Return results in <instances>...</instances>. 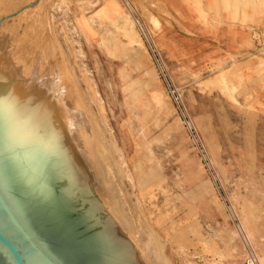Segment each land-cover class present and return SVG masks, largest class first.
<instances>
[{"label": "rangeland", "instance_id": "1", "mask_svg": "<svg viewBox=\"0 0 264 264\" xmlns=\"http://www.w3.org/2000/svg\"><path fill=\"white\" fill-rule=\"evenodd\" d=\"M206 56L161 0H0V71L74 92L146 264H264V102Z\"/></svg>", "mask_w": 264, "mask_h": 264}, {"label": "water", "instance_id": "2", "mask_svg": "<svg viewBox=\"0 0 264 264\" xmlns=\"http://www.w3.org/2000/svg\"><path fill=\"white\" fill-rule=\"evenodd\" d=\"M47 98L0 75V264H146L76 95Z\"/></svg>", "mask_w": 264, "mask_h": 264}, {"label": "crops", "instance_id": "3", "mask_svg": "<svg viewBox=\"0 0 264 264\" xmlns=\"http://www.w3.org/2000/svg\"><path fill=\"white\" fill-rule=\"evenodd\" d=\"M161 1L202 40L205 63L212 56L215 63L244 64L248 84L264 102V82L256 74L264 64V0Z\"/></svg>", "mask_w": 264, "mask_h": 264}, {"label": "built area", "instance_id": "4", "mask_svg": "<svg viewBox=\"0 0 264 264\" xmlns=\"http://www.w3.org/2000/svg\"><path fill=\"white\" fill-rule=\"evenodd\" d=\"M141 30H142V34L145 38V41H146V44L148 46V49L149 51L152 53L154 59H155V62L157 64V66L159 67V69L162 71V73L164 75L165 72H166V64H165V60L162 56V53L160 51V49L158 48L155 40L153 39V37L148 33V31H146L143 26L141 25ZM242 264H263L262 261L260 260L259 256L253 252V251H250L244 262Z\"/></svg>", "mask_w": 264, "mask_h": 264}, {"label": "bare ground", "instance_id": "5", "mask_svg": "<svg viewBox=\"0 0 264 264\" xmlns=\"http://www.w3.org/2000/svg\"><path fill=\"white\" fill-rule=\"evenodd\" d=\"M133 35H134V34H133ZM15 56H16V55H15ZM15 56H14V57H15ZM2 58H3V57H1V59H2ZM7 58H8V57H7ZM11 58H12V57H11ZM11 58H8V59H11ZM18 58H19V57H17V59H18ZM20 58H22V57H20ZM14 59H15V58H14ZM17 59H15V60L18 61L19 59H18V60H17ZM12 60H13V59H12ZM2 61H3V59H2ZM2 61H1V62H2ZM4 61L6 62L7 59H4ZM9 61H11V60H9ZM1 62H0V63H1ZM5 62H4V63H5ZM7 62H8V61H7ZM19 62H20V61H19ZM19 62L17 63V65L19 64ZM2 63H3V62H2ZM8 63H9V62H8ZM8 63H6V64H8ZM12 63L15 64V61L13 60ZM6 64H5V67H6ZM14 64H13V65H14ZM9 65H10V63L8 64V66H9ZM13 65H12V66H13ZM20 65H22V64H20ZM0 66H4V65L1 64ZM14 66H15V65H14ZM14 66H13V67H14ZM13 67L9 66V67H7V68H10V69H11V68H13ZM19 67H20V66H19ZM0 68H2V67H0ZM20 68H21V67H20ZM10 69H9V70H10ZM13 69H14V68H13ZM13 69H12V71L16 72V71H15L16 68H15L14 70H13ZM4 70H5V69H4ZM8 73H9V72H8ZM11 73H12V72H10V75H9V74H7L5 71H0V75H3V76H5L6 78H8L9 80H11V81H12V82H13L18 88H20L22 91H31V90L33 91V90H34V89H32V88H34L35 86H33V87L31 86V88H29V87L27 88V87H25V86H24V87H20V86H18V85H17V82H18V81H17V82L15 81V78H14V76L11 75ZM11 76H12L13 79L11 78ZM16 80H17V79H16ZM48 88H50V87H48ZM48 88H46V87H41V90H42L43 92H46V91H47V93H48V98H47V101H46V103H45V106H51V105L54 104L55 101L58 100V96L56 95V94H57L56 91H55V90H54V91H53V90L51 91V90H49ZM30 89H31V90H30ZM52 89H53V88H52ZM35 90H36V89H35ZM35 90H34V91H35ZM38 91H40V90L38 89ZM79 96H80V95H79ZM89 116H90V115H89ZM86 118H87V117H86ZM86 118H85V119H86ZM86 125H87V124H86ZM92 126H93V125H92ZM92 126H91V127H92ZM88 127H89V125H88ZM91 127H90V128H91ZM93 128H94V127H93ZM88 130H89V131H92L93 129H92V130L88 129ZM96 131H97V130H96ZM91 136H92V135H91ZM93 138H96V137H93ZM95 141H96V140H95ZM95 143H96V142H95ZM96 144H97V143H96ZM96 147H97V145H96ZM130 234H131V233H130ZM131 236H133V235H131ZM150 236H151V235H150ZM153 236H154V235H153ZM153 239H154V238H153ZM134 241H135V240H134ZM136 242H137V241H136ZM158 243H159V242H158ZM158 243H157V244H158ZM139 250H140V249H139ZM140 251H141V250H140ZM143 251H144V250H142V252H143ZM140 254H141V253H140ZM143 254H144V253H143ZM143 254H142V255H143ZM144 259H145V258H144ZM146 260H148V259H146ZM146 263H147V262H146ZM148 264H149V263H148Z\"/></svg>", "mask_w": 264, "mask_h": 264}]
</instances>
